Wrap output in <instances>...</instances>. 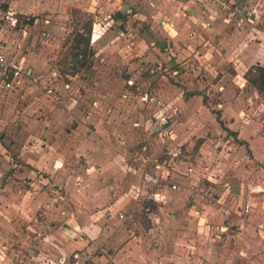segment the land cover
<instances>
[{
  "label": "rangeland",
  "instance_id": "obj_1",
  "mask_svg": "<svg viewBox=\"0 0 264 264\" xmlns=\"http://www.w3.org/2000/svg\"><path fill=\"white\" fill-rule=\"evenodd\" d=\"M94 1L17 21L0 1V49L27 72L0 87V226L17 229L0 264H264V143L237 138L264 131V93L241 85L264 52V0Z\"/></svg>",
  "mask_w": 264,
  "mask_h": 264
},
{
  "label": "crops",
  "instance_id": "obj_2",
  "mask_svg": "<svg viewBox=\"0 0 264 264\" xmlns=\"http://www.w3.org/2000/svg\"><path fill=\"white\" fill-rule=\"evenodd\" d=\"M1 2H5V3H7V11H4V13H11V11L10 10H12V12H13V14H15V16L13 17L16 21H17V16H19V15H21V14H25V15H27V14H29V15H32L33 17H35L34 18V20H36V19H38V17H36V15H38L39 13H42V14H46L47 12H51V13H53V14H56V16L57 17H62V15H64V14H68L67 12H68V9L69 8H71L72 9V7H77V8H81L82 10H84V11H87V12H90L91 11V9H93V7H94V3H95V1L94 0H0ZM116 1H118V0H116ZM159 1L160 0H119L118 1V3L120 4V5H122V8L125 6L126 8H125V11L126 10H128V9H130V7L131 6H133V4H141V5H147V4H151V5H153V6H156V7H158L159 6ZM176 3H178L180 6H184V5H191L193 2H191V0H187V1H185V2H183V3H180V2H178L177 0H174ZM193 1H197V0H193ZM229 1H233V0H225V5L224 6H222L221 4H215V3H209L208 1H207V4L206 3H204V2H196V4L197 5H199L201 8L202 7H204L203 6V4L206 6L205 8H211V9H213V10H216V9H219V10H221V9H225L226 10V8H228L229 6H228V3H229ZM242 3H244V0H238V2L235 0V4H236V8H240L241 6H242ZM195 4V3H194ZM217 7V8H216ZM226 7V8H225ZM121 8V9H122ZM155 9H157V8H155ZM241 9V8H240ZM239 9V10H240ZM117 11V10H116ZM116 11H115V16L117 17L118 15H117V13H118V11H117V13H116ZM124 11V12H125ZM151 11H153L152 13H151V15L153 16V17H156L157 15L156 14H154V11L156 12V10H151ZM257 12V17L256 18H252L251 16V18L252 19H257L258 17H259V10H257L256 11ZM157 13V12H156ZM47 16H48V14H46ZM59 19H62V18H59ZM143 22V24H144V28H145V30H146V32H147V35L149 36V34H148V31H147V27L151 30V32L159 39V40H166L165 38H161V36H160V33H159V30H161V28L158 26V24L156 23V24H150L149 22H145L144 20L142 21ZM141 22V23H142ZM160 22L162 23V26L164 27V23H165V21H163V20H160ZM166 24V23H165ZM155 25V26H154ZM146 26V27H145ZM259 29H260V31L261 30H263L262 28H260V27H258ZM77 32H78V34H77V38H80L79 39V42H77V40H76V42H77V45H80V40H81V42H82V37L84 36H88V33H86V32H82V30L81 29H78L77 30ZM263 32H264V30H263ZM263 32H261V35H264V33ZM80 33V34H79ZM152 41V43H153V46H154V48H157V49H159V50H161V51H164L165 50V48L162 50V49H160L159 48V46H157V44L155 43V41H153V40H151ZM167 41V40H166ZM91 45H89V47H90ZM167 46H168V44H167ZM264 49V48H263ZM262 49V50H263ZM255 55H258V61L260 62V63H257V62H255V63H251V64H249V66L250 65H252V64H260V65H262V66H264V63H263V61H262V59L264 60V52H260V53H257V54H255ZM259 57H262V59L261 58H259ZM262 61V62H261ZM248 66V67H249ZM247 69V68H246ZM29 70H30V72H28L30 75L31 74H33L31 71H32V68H29ZM243 75H244V72L242 73ZM242 78H243V83L241 84V85H244V81H246L245 80V78H244V76H242ZM254 90H256L255 88H254ZM158 96H159V98H161V95L158 93ZM168 98V97H167ZM162 99H164V97L162 98ZM169 99V98H168ZM168 115H169V120H168V122L169 121H171V116H172V111L171 110H168L167 112H166ZM165 113V114H166ZM149 116V115H148ZM147 116V117H148ZM141 117V116H140ZM145 117V115H143V118ZM168 122L166 123V124H168ZM166 124H164V125H161V126H159V125H153V126H150V130H151V132H153V133H157V131L159 130V129H161L163 126H167ZM251 129V128H250ZM250 129L248 130V131H250ZM262 130V129H261ZM243 133H245L244 131L243 132H241V134H243ZM258 135V136H257ZM257 135H253V136H251V137H247V136H245V134H244V136H240V135H238L237 136V138L238 139H245L246 138V140L250 143V146H254L255 144H253L254 142H253V140L255 139H257L256 140V142H260V143H264V131H263V135H261V133L260 132H258V134ZM263 136V137H262ZM166 137V136H165ZM251 138H254V139H251ZM110 169H112V167L110 166V165H108L107 166V169H106V171H108V170H110ZM116 179V178H115ZM117 180V179H116ZM116 180H114V178H110V181H116ZM94 181H96L97 183H95V184H100L101 182H100V180H94ZM112 188L113 189H115V194L118 192V188H119V185H117V183H113L112 185ZM93 188H95V186L93 187ZM92 188V189H93ZM93 190H95V189H93ZM100 190V189H99ZM124 190V189H123ZM127 190V189H126ZM186 190H188L189 192L191 191L190 189H186ZM124 195L126 196L127 194H125L124 193ZM190 196H191V193H190ZM189 196V197H190ZM127 197V196H126ZM143 200L145 199L144 198V196H140ZM127 198H129V197H127ZM247 202H249L250 204H251V211L248 213V214H250L251 212H252V210H253V204L250 202V201H247ZM245 203V202H244ZM243 203V204H244ZM243 204H242V206H243ZM113 205H115V204H113ZM242 206H241V210H242ZM159 208L161 209V211H163V213H161V211L159 210ZM114 211V210H113ZM240 213H242V212H240ZM161 214H164V210L159 206L158 207V209H156V213H155V215H157V216H160ZM247 214V215H248ZM171 216H173V214H171ZM158 219H161V217L159 218L158 217ZM163 222H165V219L163 218V219H161ZM163 224V223H162ZM10 225H12V229L13 230H5V228H2V226H0V244H1V240L2 239H6V238H4V236L6 237V235H7V237H8V239L9 240H11V241H14L15 239H16V237H15V233H17V229H16V227L14 226V224H10ZM11 227V226H10ZM14 227V228H13ZM143 231H144V228H140V227H138V230H137V233H138V235L140 234V233H143ZM42 236V235H41ZM1 246V245H0ZM63 249V248H62ZM157 261V260H156ZM156 264V263H155Z\"/></svg>",
  "mask_w": 264,
  "mask_h": 264
},
{
  "label": "built area",
  "instance_id": "obj_3",
  "mask_svg": "<svg viewBox=\"0 0 264 264\" xmlns=\"http://www.w3.org/2000/svg\"><path fill=\"white\" fill-rule=\"evenodd\" d=\"M180 3H183L187 0H177ZM198 2H211L215 4H221L224 6L225 0H197ZM239 10L240 8H236ZM250 16L252 18L257 17V12L252 11L250 12ZM27 73L24 68L21 66L18 59L15 57H12L8 54H6L3 50L0 49V87L9 88L13 87L14 84H18V82L21 81V78L25 76L24 74ZM31 81H36V77H31ZM169 115L166 114H160L157 118L149 119V121L152 123L154 122V125H164L168 122ZM189 172H191V168L188 169ZM172 188H176L177 184L175 182H172L171 184ZM228 211H225L226 216L228 215ZM251 211V204L249 202H245L242 206L241 214L247 215Z\"/></svg>",
  "mask_w": 264,
  "mask_h": 264
},
{
  "label": "trees",
  "instance_id": "obj_4",
  "mask_svg": "<svg viewBox=\"0 0 264 264\" xmlns=\"http://www.w3.org/2000/svg\"><path fill=\"white\" fill-rule=\"evenodd\" d=\"M146 27V26H145ZM147 31L149 34V37L151 40L155 41L157 46H159L160 49H164L167 47V41L166 40H159L147 27ZM244 78L245 80L256 89V91L260 93H264V66L260 64H252L250 65L247 70L244 72ZM195 200V197L192 196L191 200Z\"/></svg>",
  "mask_w": 264,
  "mask_h": 264
},
{
  "label": "water",
  "instance_id": "obj_5",
  "mask_svg": "<svg viewBox=\"0 0 264 264\" xmlns=\"http://www.w3.org/2000/svg\"><path fill=\"white\" fill-rule=\"evenodd\" d=\"M125 8H126V7L124 6V7L121 9V11H124ZM121 11H120V12H121ZM120 12L118 11L117 15H118Z\"/></svg>",
  "mask_w": 264,
  "mask_h": 264
}]
</instances>
